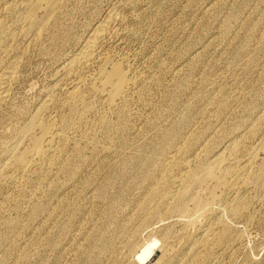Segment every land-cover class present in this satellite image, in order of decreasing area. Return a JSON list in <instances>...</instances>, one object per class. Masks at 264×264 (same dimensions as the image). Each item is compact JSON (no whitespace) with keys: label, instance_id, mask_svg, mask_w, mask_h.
<instances>
[{"label":"rangeland","instance_id":"1","mask_svg":"<svg viewBox=\"0 0 264 264\" xmlns=\"http://www.w3.org/2000/svg\"><path fill=\"white\" fill-rule=\"evenodd\" d=\"M33 1L0 0V71L17 62L0 108V264H155L161 256L160 264H264V185L250 181L264 161V0H62L32 38L21 20ZM111 8L117 20L73 102L64 65ZM106 58L108 70L119 63L129 72L125 103L96 89ZM49 93L43 120L54 121V147L46 141L45 159L12 169L7 146ZM221 153L233 172L245 169L244 182L215 189L205 219L186 225L179 193L196 186L195 197H208L214 184L198 188L192 178ZM236 202L245 206L239 218ZM188 208L190 219L204 211Z\"/></svg>","mask_w":264,"mask_h":264},{"label":"bare ground","instance_id":"2","mask_svg":"<svg viewBox=\"0 0 264 264\" xmlns=\"http://www.w3.org/2000/svg\"><path fill=\"white\" fill-rule=\"evenodd\" d=\"M62 0H34L33 2H31L28 7H27V11L25 12V15L23 16L22 20H21V25H22V29H24L25 33L27 36L29 37H35V36H38L39 34H41V32H43L44 28L47 26V24L49 23L50 20H52L51 18H53L52 16H54V13L58 7V5H60V2ZM119 4V3H118ZM115 8H111V11L109 12L108 15H106L107 17L104 18V21L101 22V24H99V26L94 29L91 34V36L89 37V39L87 40V42L85 43V45L83 46V48L79 51L78 54H76L75 57H73L72 59H70L66 65H64V76L63 77H72L75 79V86H74V90L69 93V98L71 101L73 102H77L79 99H80V88L85 84L86 80L84 78V71H85V68L90 65L89 63L92 61L93 57H96L94 56L95 54V51H96V48H97V44L100 42L101 43V40H103L104 38V35L106 32H109V28L112 21H114L116 18H117V13L115 12ZM117 20V19H116ZM115 20V21H116ZM23 31V33H24ZM24 33V34H25ZM97 55V53H96ZM105 58V57H104ZM102 59V58H101ZM106 58L104 61H103V67L101 69V72H100V76H99V85L96 87V89L100 92V91H103L104 94H105V91H107V94H108V97H109V101L110 102H113V104H115V100L118 99V98H123L124 94L128 91L127 88L131 85V82L129 77L127 76V74H129V72H126L124 71L123 67L121 66H113L111 65V69L108 70L106 67L109 65V61L110 59ZM15 60V59H14ZM12 61L10 64H8L6 67H3L0 71V108H1V105H4V102L6 101V99L8 98V95L11 91L13 83L14 81H17L16 79V66H17V62L16 61ZM94 61V60H93ZM100 61V60H99ZM113 61V60H111ZM110 61V62H111ZM92 64V63H91ZM112 64V62H111ZM122 65V64H120ZM124 65V64H123ZM128 65V64H127ZM100 69V68H99ZM85 74V73H84ZM99 75V74H98ZM88 77V76H87ZM16 78V79H15ZM63 79V78H62ZM87 79V78H86ZM97 80V79H96ZM95 80V81H96ZM136 80V79H135ZM94 81V82H95ZM90 83V82H89ZM135 83V82H134ZM56 84V83H55ZM95 85V83H94ZM93 85V86H94ZM56 86V85H55ZM59 86V85H58ZM92 89L96 90L94 87H91ZM57 90V89H56ZM59 90V89H58ZM127 90V91H126ZM53 91V90H52ZM126 91V92H125ZM49 92V91H48ZM95 92V91H94ZM98 92V93H99ZM101 92V93H103ZM129 92V91H128ZM97 93V92H96ZM97 93V94H98ZM54 94V93H53ZM53 94L48 95V98L43 101L41 103V105L39 106V109L38 111L36 112V114L32 117V119L30 120L29 123H27L24 127H20L19 129V132L15 135L14 137V140L11 142V144L9 146H7V152H6V159L8 158V161H6L7 163H9L10 167L13 169V168H16L18 170H25L27 171V169L31 166V164L35 161V160H43L47 157V154L48 152H50V149H52V145H53V140L56 139L54 138V131H53V125L52 123L54 122H47V121H44L43 120V115H44V112L46 111L48 105L53 102V100L55 99V96H53ZM103 95V94H102ZM107 97V98H108ZM121 98V99H122ZM127 98V97H126ZM82 99H83V96H82ZM125 99V98H124ZM83 101V100H82ZM108 101L109 104H111L110 102ZM123 101V99H122ZM127 101V100H125ZM125 101H123L125 103ZM55 102V101H54ZM80 102V100H79ZM72 103V102H71ZM107 103V104H108ZM79 104V103H78ZM70 105V103H69ZM74 105V103H73ZM77 105V104H76ZM112 105V104H111ZM126 106V105H125ZM71 107V106H70ZM75 107V106H74ZM73 107V108H74ZM77 107V106H76ZM72 108V107H71ZM93 108V107H92ZM76 109V108H74ZM72 111H75V110H72ZM92 111V110H90ZM77 112V111H76ZM98 112V111H97ZM73 113V112H72ZM102 114V113H101ZM78 116V115H77ZM130 117V116H129ZM69 118V117H68ZM120 118V117H119ZM132 118V117H131ZM67 120V119H65ZM69 120V119H68ZM71 120V118H70ZM49 121V120H48ZM120 121V120H119ZM118 121V122H119ZM122 123V122H121ZM65 124V123H64ZM66 125V124H65ZM69 125V123L67 124ZM72 125V123H71ZM67 127V126H66ZM55 128V127H54ZM122 129V128H121ZM16 133V132H15ZM59 135V134H58ZM27 137H30V140H31V144L29 143V147H25L23 146L25 140L27 139ZM114 137V136H113ZM87 138V137H86ZM48 141L49 143V146H50V149H48L49 151L47 152V149L45 150L43 144ZM123 141V140H122ZM125 142V141H124ZM123 142V143H124ZM9 143V142H8ZM46 143V144H48ZM117 143V142H116ZM61 144V143H60ZM122 144V143H121ZM260 144V143H258ZM6 145V144H5ZM78 145V144H77ZM127 146V145H126ZM48 147V146H47ZM54 147V145H53ZM257 148V149H256ZM253 152V150H251V156H250V160H249V164L253 163L257 157V152H258V149L260 148L259 147H256ZM128 149V148H127ZM179 149V147H178ZM205 149V148H203ZM115 150V149H114ZM228 150V149H227ZM54 151V150H53ZM177 151V150H176ZM215 151V150H214ZM80 152V151H79ZM122 152V151H121ZM178 153V152H177ZM218 153V152H217ZM216 153V154H217ZM79 154V153H78ZM214 154V153H212ZM223 153L219 154L218 156H216L211 162H209L207 165H203L201 166L198 171H196V173H194L193 175V178H192V181H193V184L199 186L198 188H200V186H205V183L208 182V181H211L212 184H214V191H206V193H208V197H205L204 199H199L198 197H195L193 195V188L195 190V187L192 188V186H185L184 189L179 193V196H178V205H177V212H179V214L183 215H186L189 217V220H188V223H186V225H192V223H196L198 224L197 222L200 220V219H205V215L207 214V211L209 210L208 206L213 204L215 201H217V197H216V194L215 192H218L217 190L215 189H221L222 191L223 190H228L232 187H234L233 189H235V187L237 186L238 182L241 181V172H244L245 173V169L244 170H241V172L239 171L238 173L236 172H233V170H231L228 166H226L224 164V154L222 155ZM249 154V153H248ZM117 155V154H116ZM81 156V155H80ZM174 157H177V155ZM157 158V157H156ZM171 158V157H170ZM209 158V157H208ZM249 158V157H248ZM247 158V160H248ZM177 159V158H176ZM187 159V158H185ZM174 160V159H173ZM171 161V160H170ZM169 161V162H170ZM177 161H179L177 159ZM181 161V160H180ZM210 161V160H209ZM175 162V161H174ZM115 163V162H114ZM171 163V162H170ZM169 163V164H170ZM178 163V162H177ZM176 163V164H177ZM182 163V162H181ZM202 163V162H201ZM168 164V163H166ZM184 164H186L184 162ZM189 164V161L188 163ZM203 164V163H202ZM7 165V167L9 166ZM171 165V164H170ZM248 165V164H247ZM50 166V165H49ZM167 166V165H166ZM177 166V165H176ZM187 166V165H186ZM190 167V165H188ZM196 166V165H195ZM250 166V165H248ZM1 167V166H0ZM54 167V166H53ZM69 167V166H68ZM181 167V166H179ZM178 167V168H179ZM183 167V166H182ZM188 167V168H189ZM251 167V166H250ZM249 167V168H250ZM43 168H45L43 166ZM42 168V169H43ZM72 168V167H71ZM168 168V167H167ZM172 168V167H171ZM170 168V169H171ZM177 168V169H178ZM247 168V167H245ZM260 168V169H259ZM258 168V172H255L256 174L254 175L253 174V177L250 178V181H251V185L252 186H256V187H263L262 185H264V161L262 162V164L259 166ZM9 169V168H8ZM76 169V167H75ZM185 169V168H184ZM187 169V168H186ZM190 169V168H189ZM241 169V168H240ZM253 169V168H252ZM68 170V169H66ZM181 170V169H180ZM248 170V169H246ZM250 170V169H249ZM14 171V170H13ZM36 171V170H35ZM74 171V170H73ZM73 171H70V172H73ZM189 171V170H188ZM188 171H187V174H188ZM68 172V171H67ZM75 172V171H74ZM251 172V171H250ZM14 173V172H13ZM190 173V172H189ZM236 173V174H235ZM248 173V171H247ZM252 173V172H251ZM18 174V173H17ZM47 174V173H46ZM66 174V173H65ZM70 174V173H69ZM246 174V173H245ZM52 175V174H51ZM68 175V174H67ZM75 175V174H74ZM247 176V175H246ZM3 177V176H2ZM10 178L12 176H9ZM16 177V176H14ZM13 177V179L15 180V178ZM168 177V176H167ZM7 178V177H6ZM169 178V177H168ZM246 178V177H245ZM247 178V179H248ZM166 179V178H165ZM172 179V178H171ZM182 179V178H181ZM173 180V179H172ZM171 180V181H172ZM175 180H177L175 178ZM173 180V182L175 181ZM243 180V179H242ZM13 181V180H12ZM165 181V180H164ZM168 181V180H167ZM19 182V181H18ZM154 182V181H153ZM181 182V181H180ZM242 182V181H241ZM244 182V180H243ZM249 181L247 180V184L249 185L250 183H248ZM5 183V182H4ZM246 183H244L245 185H247ZM6 184V183H5ZM65 184V183H64ZM177 184V183H176ZM174 184V185H176ZM242 184V185H244ZM254 184V185H253ZM94 185V184H93ZM164 185V184H163ZM168 185V184H167ZM170 185V184H169ZM173 185V186H174ZM241 185V186H242ZM247 185V186H248ZM250 185V186H251ZM162 186V185H161ZM254 186V188L256 189V187ZM206 187V186H205ZM239 187V186H238ZM170 188V187H169ZM207 188V187H206ZM153 189V188H152ZM163 189V187L161 188ZM174 189V188H173ZM197 189V188H196ZM160 190V189H159ZM158 190V191H159ZM164 190V189H163ZM171 190V188H170ZM169 190V192H170ZM157 191V192H158ZM166 191V190H165ZM202 191V190H201ZM204 191V190H203ZM204 191V192H205ZM232 191V190H231ZM203 192V193H204ZM168 193V191H167ZM166 193V194H167ZM171 193H172V190H171ZM178 193V192H177ZM195 193V192H194ZM223 193V192H222ZM232 193V192H231ZM165 194V195H166ZM201 194V193H200ZM229 194V192H228ZM171 195V194H169ZM168 195V196H169ZM176 195V194H175ZM197 195V194H196ZM223 195V194H221ZM165 197V196H164ZM174 197V196H173ZM236 197V196H235ZM151 198V197H150ZM222 198V197H221ZM157 199V198H156ZM171 200V199H169ZM240 200V199H239ZM244 200V198H243ZM20 201V199H19ZM157 201V200H156ZM176 201V200H175ZM229 201V200H228ZM237 201V200H235ZM234 201V202H235ZM242 201V200H241ZM164 202V201H163ZM169 202V201H168ZM172 202V201H171ZM213 202V203H212ZM160 203V202H159ZM232 203V202H231ZM237 203V202H236ZM240 203V202H239ZM243 203V201H242ZM155 204V203H154ZM165 203H163L164 205ZM168 204V203H167ZM189 204H193L194 205V208H196L198 211L199 210H204L203 212H201V214L199 216H196L194 219H190L191 216H189ZM219 204V203H217ZM221 204V203H220ZM157 205V204H156ZM162 205V206H163ZM171 205V204H170ZM241 205V203H240ZM238 203L236 205H231V214L232 216L235 218H239L238 216L243 213L242 212V207L240 206ZM149 206V205H148ZM230 205L228 204V207ZM175 207V205H174ZM226 207V205H225ZM41 208V207H40ZM148 208V207H146ZM155 208V207H154ZM78 209V208H77ZM114 209V208H113ZM214 211H217V210H220V209H215L213 208ZM18 210V209H17ZM36 210V208H35ZM34 210V211H35ZM42 210V209H41ZM46 210V209H45ZM44 210V211H45ZM145 210V209H144ZM148 210V209H146ZM168 210V209H167ZM175 210V209H174ZM224 210V209H223ZM222 210V211H223ZM79 211V210H78ZM221 211V212H222ZM33 212V211H32ZM40 212V211H39ZM116 212V211H115ZM170 212V211H169ZM173 212V210H172ZM34 213V212H33ZM189 213V214H188ZM198 213V212H197ZM217 213V212H216ZM38 214V212H37ZM165 214V213H164ZM167 214V213H166ZM179 214H176V215H179ZM211 214V213H210ZM214 214V213H213ZM244 214V213H243ZM191 215V214H190ZM192 215H195V214H192ZM223 215V214H222ZM225 215V213H224ZM32 216V214H31ZM209 216V215H208ZM217 215H215L216 217ZM231 216V217H232ZM34 217V216H33ZM31 217V218H33ZM175 217V216H174ZM182 217V218H183ZM221 216H219L220 218ZM207 218V217H206ZM211 220L213 219V216L210 217ZM54 219V218H53ZM202 219V220H203ZM208 219V218H207ZM32 220V219H31ZM178 220V219H177ZM184 220V219H183ZM6 221V220H5ZM220 220H217V222H219ZM222 221V220H221ZM220 221V222H221ZM202 222V221H200ZM205 222V221H204ZM216 222V221H215ZM11 223V222H10ZM203 223V222H202ZM19 224V223H18ZM183 224V223H182ZM215 224V223H214ZM220 224V223H219ZM201 225V223H200ZM199 225V226H200ZM209 225V224H207ZM222 225V224H220ZM195 226V225H194ZM192 226V228L194 227ZM205 226V225H204ZM212 226V225H211ZM57 227V226H56ZM186 227V226H185ZM223 228L226 226H222ZM211 228V227H210ZM222 228V229H223ZM244 228V227H243ZM171 229V228H170ZM168 230L167 228L165 229V231ZM225 230V229H224ZM228 230V229H227ZM29 231V230H28ZM208 232V230H205ZM244 231V230H243ZM128 232V231H127ZM163 231H161L162 233ZM203 232V231H202ZM210 232V231H209ZM206 233V234H210V233ZM155 233V232H154ZM160 233V232H159ZM170 233V232H169ZM185 233V232H184ZM164 234V233H163ZM168 234V233H167ZM223 234V233H222ZM221 234V235H222ZM243 234V233H242ZM126 235V234H125ZM153 235H156V234H153ZM159 235V234H158ZM156 235V236H158ZM165 235V234H164ZM172 236V233L170 234ZM231 235V234H229ZM227 236V237H231V236ZM130 236V235H129ZM128 236V237H129ZM206 236V235H204ZM208 236V235H207ZM155 237V236H154ZM163 238L166 237V236H162ZM169 237V235L167 236ZM218 237V236H217ZM216 237V238H217ZM222 237V236H221ZM160 238V237H158ZM219 238V237H218ZM225 238V237H224ZM22 239V238H21ZM152 239V238H151ZM157 239V238H156ZM155 239V240H156ZM206 239V238H204ZM222 239V238H220ZM233 238H231L232 240ZM162 240V239H160ZM210 240V239H209ZM207 239V241H209ZM217 240V239H215ZM228 240V238H227ZM229 240V241H231ZM33 241V240H32ZM36 241V240H35ZM158 241V240H157ZM234 241V240H233ZM233 241H231L230 243H232ZM34 242V241H33ZM150 242V241H149ZM159 242V241H158ZM168 242V241H167ZM219 242V241H217ZM225 242V241H223ZM152 245H156L155 244V241H151L150 242ZM160 243V242H159ZM164 243V242H162ZM202 243H206L207 242H202ZM163 245V244H162ZM205 245V244H204ZM29 247V246H28ZM42 247V246H41ZM53 247V246H51ZM108 247V246H107ZM135 246L132 247V249L134 248ZM51 249V248H50ZM109 250V249H108ZM111 251V250H110ZM157 253H159V250H156ZM9 254V253H8ZM6 257V256H5ZM28 257V256H27ZM204 257V256H203ZM11 258V257H10ZM32 258V257H31ZM30 258V259H31ZM201 258V257H200ZM199 258V260H201ZM206 258V257H205ZM202 259V260H205ZM7 259V258H6ZM162 256H161V260H162ZM8 260V259H7ZM29 260V259H28ZM161 260L159 259L158 257V260L155 262V264H160L161 263ZM198 260V259H197ZM10 261V260H9ZM163 261V260H162ZM20 263V262H19ZM164 263V262H163ZM162 263V264H163ZM197 263V262H196ZM203 263V262H202ZM205 263V261H204ZM203 263V264H204ZM27 264V263H26ZM194 264V262H193Z\"/></svg>","mask_w":264,"mask_h":264}]
</instances>
